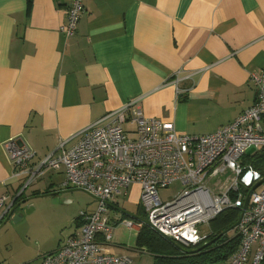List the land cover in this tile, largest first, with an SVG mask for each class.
Masks as SVG:
<instances>
[{"label": "crops", "instance_id": "crops-1", "mask_svg": "<svg viewBox=\"0 0 264 264\" xmlns=\"http://www.w3.org/2000/svg\"><path fill=\"white\" fill-rule=\"evenodd\" d=\"M68 5L0 0V224L25 180L15 173L10 140L35 151L37 164L61 140L131 99L139 98L146 116L197 135L217 131L256 101L249 76L264 66V0H84L76 34L67 40L60 26ZM46 174L50 187L32 196L66 187L63 169L39 178ZM140 192L135 184L127 198L139 199ZM113 210L125 213L120 198ZM72 219L77 226L79 214ZM60 244L42 247L39 264ZM124 245L109 247L130 257L145 251L136 241ZM10 254L0 264H9Z\"/></svg>", "mask_w": 264, "mask_h": 264}, {"label": "built area", "instance_id": "built-area-1", "mask_svg": "<svg viewBox=\"0 0 264 264\" xmlns=\"http://www.w3.org/2000/svg\"><path fill=\"white\" fill-rule=\"evenodd\" d=\"M84 12V0H69L60 26L67 40L76 34ZM249 80L256 89L255 103L213 133H178L172 122L146 116L135 98L61 140L58 149L37 164H32L35 151L10 140L15 173L26 181L21 192L44 172L63 169L66 187L84 190L98 201L94 211L81 212L80 225L63 244L42 255V264H132L129 255L109 246L115 243L119 222L111 210L135 184L141 186L140 205L149 226L185 246L207 242L212 220L230 208L242 212L252 190L234 233L239 248L221 264H246L250 257L251 264H261L264 182L259 183L264 175L245 157L251 149L264 148V66L250 73ZM179 81L178 76L175 83ZM228 171L233 173L228 185L220 191L209 187L208 179ZM176 182L181 185L177 195L162 198L160 191ZM3 203L0 198V206ZM124 223L137 230L145 224L131 219Z\"/></svg>", "mask_w": 264, "mask_h": 264}, {"label": "rangeland", "instance_id": "rangeland-1", "mask_svg": "<svg viewBox=\"0 0 264 264\" xmlns=\"http://www.w3.org/2000/svg\"><path fill=\"white\" fill-rule=\"evenodd\" d=\"M259 150L251 149L248 155L256 154ZM39 177L25 188L24 191L26 192L23 198L32 197L31 193L38 189L44 190L46 187H50L46 186L49 174H46L44 180ZM232 177L233 173L228 171L220 174L217 178H210L208 179L209 187L215 191H220L229 184ZM25 183L24 180L23 186ZM180 187V183L176 182L169 188L162 189L160 194L164 199L173 197L177 195ZM51 188L47 195H38L27 201L23 209L18 212L19 219L10 218L3 224L1 223L2 225L0 224V257L4 258V255H8L11 251L9 264H15L21 258L32 256H36L37 259L27 264H39V256L41 255L39 251L42 247L48 248V245L56 244L59 239L63 244L64 239L75 230L76 221L72 219V215L78 213L80 216L82 210L92 212L98 205V201L91 194L76 187L51 186ZM134 194L138 197L139 192L135 191ZM90 204L92 206L88 210ZM120 206L123 210L137 217L111 210L112 217L116 215L119 217V222L114 231V240L118 243H124L125 248H128L130 244H134L136 241L138 230L129 228L124 221L131 219L136 223H145L147 218L142 205H140V197L136 200L129 197L126 201L120 197ZM144 226L150 227L147 223ZM234 233L235 230L228 232L227 235L232 236ZM131 257L133 258L132 264H154V257L147 251L133 250ZM41 258L42 256L40 260ZM251 263L250 257L246 264Z\"/></svg>", "mask_w": 264, "mask_h": 264}, {"label": "trees", "instance_id": "trees-1", "mask_svg": "<svg viewBox=\"0 0 264 264\" xmlns=\"http://www.w3.org/2000/svg\"><path fill=\"white\" fill-rule=\"evenodd\" d=\"M245 158L264 175V148L256 154H249ZM240 216L241 210L236 208L227 209L217 216L210 224L211 234L207 242L232 227ZM227 234L200 249L204 243L197 246H185L165 238L151 227L144 226L139 232L136 242L138 247L153 255L154 264H221L235 253L240 245L239 237L228 236ZM261 264H264V261Z\"/></svg>", "mask_w": 264, "mask_h": 264}, {"label": "water", "instance_id": "water-1", "mask_svg": "<svg viewBox=\"0 0 264 264\" xmlns=\"http://www.w3.org/2000/svg\"><path fill=\"white\" fill-rule=\"evenodd\" d=\"M263 182H264V178L261 180V182H260L259 184H261V183H263ZM77 189H79V188H77ZM243 191L246 192L247 190H246V189H243ZM251 191H252V190H250V191L248 192V194H247V198H246V201H245V205H244L243 211L241 212V216H240L239 220H238V221H237L232 227H230L228 230L224 231V232H223L221 235H219L218 237L214 238V239L211 240V241L205 242V243L200 247V249L207 247L208 245H210V244H212L213 242H215V241H216L218 238H220L222 235H225V234H227L228 232L233 231V230L236 229V227L240 224V222H241V220H242V217H243V214H244L245 209L247 208V205H248V202H249V196H250V194H251ZM23 193H24V192H23ZM46 195H47V194H46ZM21 197H22V192H21V194H19V195L14 199V201L12 202V204H11V205L5 210V212H4L3 216H2V217H4L3 222H5L6 220H9L10 218H14L15 220L19 219L20 216H19L18 212L20 211V209L22 210L24 204H25L27 201L31 200V199H32L33 197H35V196L28 197V198H23V199H22ZM20 198H21V199H20ZM122 211L125 212L126 214H129V215L135 216L134 214H131V213H129V212L123 210V209H122ZM145 223H147L148 225H150V223H149L148 220H145ZM2 224H3V223H2ZM2 224H1V225H2ZM162 236H164L165 238H168V237L165 236V235H162ZM168 239H170V238H168ZM175 243H176V242H175Z\"/></svg>", "mask_w": 264, "mask_h": 264}, {"label": "bare ground", "instance_id": "bare-ground-1", "mask_svg": "<svg viewBox=\"0 0 264 264\" xmlns=\"http://www.w3.org/2000/svg\"><path fill=\"white\" fill-rule=\"evenodd\" d=\"M177 243V242H176Z\"/></svg>", "mask_w": 264, "mask_h": 264}, {"label": "flooded vegetation", "instance_id": "flooded-vegetation-1", "mask_svg": "<svg viewBox=\"0 0 264 264\" xmlns=\"http://www.w3.org/2000/svg\"><path fill=\"white\" fill-rule=\"evenodd\" d=\"M21 199V198H20Z\"/></svg>", "mask_w": 264, "mask_h": 264}]
</instances>
